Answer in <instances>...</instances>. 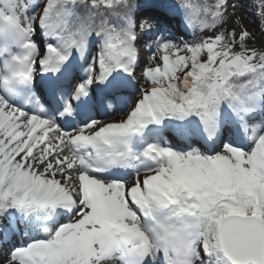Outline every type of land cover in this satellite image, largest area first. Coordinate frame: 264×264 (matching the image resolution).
<instances>
[{
	"label": "snow or ice",
	"instance_id": "6c2138e0",
	"mask_svg": "<svg viewBox=\"0 0 264 264\" xmlns=\"http://www.w3.org/2000/svg\"><path fill=\"white\" fill-rule=\"evenodd\" d=\"M140 7L0 0V264H264V51L227 0Z\"/></svg>",
	"mask_w": 264,
	"mask_h": 264
},
{
	"label": "rangeland",
	"instance_id": "374dc122",
	"mask_svg": "<svg viewBox=\"0 0 264 264\" xmlns=\"http://www.w3.org/2000/svg\"><path fill=\"white\" fill-rule=\"evenodd\" d=\"M197 3H207L209 6L214 5L216 0H196ZM260 2V1H259ZM257 2L256 4H258ZM233 4H236L237 7L234 9L232 7ZM254 3V0H227V11L224 14V23H221L217 26V28L214 31H220L222 29L225 30H231L235 28L237 33L243 29H247L251 36L250 38H246L247 44L249 47H254L258 50L264 51V28H262L261 25V19L264 17V9H261V15H257V5ZM147 4H141L139 12L137 14V19H151L154 14V11H161L158 8H153V7H147ZM238 21V22H237ZM169 25L172 28V35L177 39V42H179L180 39L183 40H197L203 36L207 35H212L213 30H204L200 31L197 30L194 34L185 32L182 28L177 27V21L176 20H169ZM149 38L144 37V39L138 44V48L140 49V58L141 60H147L149 57L150 53L147 52L144 49V43L148 42ZM141 67H143V64H141ZM139 69L137 70V73L139 74ZM134 102V101H133ZM122 104H117L116 108L117 111H119L120 107ZM130 110V108L125 109L123 115H127V111ZM103 116H99L101 120L104 122H112V121H117L122 118L121 115H108L106 118H103ZM170 134V133H169ZM168 136V135H167ZM171 137V138H170ZM168 136L170 140L175 143L174 138L171 136ZM6 251V249H5ZM108 264H119V261H109Z\"/></svg>",
	"mask_w": 264,
	"mask_h": 264
},
{
	"label": "trees",
	"instance_id": "16d2710c",
	"mask_svg": "<svg viewBox=\"0 0 264 264\" xmlns=\"http://www.w3.org/2000/svg\"><path fill=\"white\" fill-rule=\"evenodd\" d=\"M202 1V0H199ZM260 0H254V3L256 4L257 2H259ZM164 2V0H137V3L141 4H154V3H162ZM196 2V0H195ZM257 5V4H256ZM261 51V50H258ZM170 135V134H169Z\"/></svg>",
	"mask_w": 264,
	"mask_h": 264
},
{
	"label": "bare ground",
	"instance_id": "6f19581e",
	"mask_svg": "<svg viewBox=\"0 0 264 264\" xmlns=\"http://www.w3.org/2000/svg\"><path fill=\"white\" fill-rule=\"evenodd\" d=\"M154 14H152L153 17H158L160 19H165L164 13L162 11H154ZM37 91L39 92V88L37 89ZM120 108L123 107V105L119 106ZM118 108V107H117ZM103 113L104 111H111V109H102L101 110ZM107 115H105L104 117L106 118Z\"/></svg>",
	"mask_w": 264,
	"mask_h": 264
}]
</instances>
